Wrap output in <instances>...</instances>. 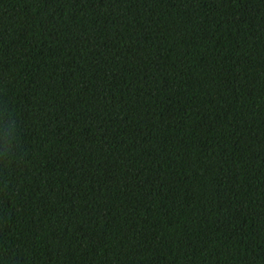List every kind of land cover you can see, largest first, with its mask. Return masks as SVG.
Masks as SVG:
<instances>
[{"label": "trees", "instance_id": "1", "mask_svg": "<svg viewBox=\"0 0 264 264\" xmlns=\"http://www.w3.org/2000/svg\"><path fill=\"white\" fill-rule=\"evenodd\" d=\"M0 264H264V0H0Z\"/></svg>", "mask_w": 264, "mask_h": 264}]
</instances>
